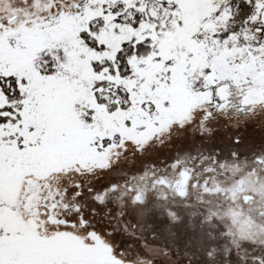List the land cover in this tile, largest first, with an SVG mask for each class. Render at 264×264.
<instances>
[{
  "label": "snow or ice",
  "instance_id": "snow-or-ice-1",
  "mask_svg": "<svg viewBox=\"0 0 264 264\" xmlns=\"http://www.w3.org/2000/svg\"><path fill=\"white\" fill-rule=\"evenodd\" d=\"M0 264H264V0H0Z\"/></svg>",
  "mask_w": 264,
  "mask_h": 264
}]
</instances>
